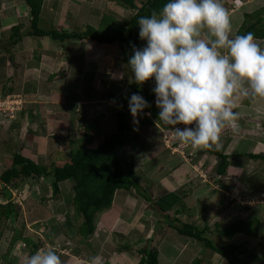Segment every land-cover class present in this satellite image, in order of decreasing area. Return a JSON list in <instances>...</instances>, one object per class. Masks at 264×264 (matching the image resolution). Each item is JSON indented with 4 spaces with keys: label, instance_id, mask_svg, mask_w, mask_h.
Wrapping results in <instances>:
<instances>
[{
    "label": "rangeland",
    "instance_id": "1",
    "mask_svg": "<svg viewBox=\"0 0 264 264\" xmlns=\"http://www.w3.org/2000/svg\"><path fill=\"white\" fill-rule=\"evenodd\" d=\"M221 2L230 17L232 37L236 36L238 28L243 23L244 14L264 5V0H243L240 4H236V0H221ZM43 8L44 18L49 20V17H53L47 25L51 26L54 20H58L56 26L59 25V28L69 26V21L72 23L74 20L71 21V19L74 18H77L75 19L78 20L77 22L81 21L84 24L86 20L97 24L102 14L111 10L122 19L130 15L129 10L109 3L108 0H45ZM28 15L29 7L24 0H0L1 80L6 73L9 74L12 71L9 69L11 67L10 56L4 53L5 50L12 52L16 48L17 53L22 46L18 44L11 48L12 42L9 38L12 26L22 23L25 29L28 25L26 22ZM200 38L206 41L209 39L206 30L201 31ZM256 43L259 46L263 45L261 47L264 49L263 41L259 40ZM24 46L25 48L17 53L16 62L22 64L25 60V66L30 69L35 79L24 77L21 84L22 88L30 85L32 90L18 91L11 96L0 94V177L11 166L12 155L16 149H19L23 155L50 167L57 160L59 150H61L56 149L49 154L50 141L57 138L69 140L67 137L70 136L72 140L78 136L77 131L84 127L86 120L99 119L101 137L115 132V112L120 109L122 101L130 95V89L124 81L129 66L120 64L118 61L120 55L118 43L99 45L87 42L77 45L70 62L66 60V65L63 64L67 66L65 69L67 73L61 72L63 66L59 68L53 65L55 62H58L56 64L62 62L61 42L49 38L39 40L28 37L24 40ZM58 50L60 52L56 53ZM36 51L41 53L42 59H35ZM68 65L79 67H70V70L73 69L70 73ZM80 66L83 68L80 76L83 77L84 82L78 81L75 77L77 72L74 70L79 69ZM48 71L61 72L60 76L56 74L57 77L51 83L52 86L48 83L46 85ZM2 84L0 83V89ZM143 86L147 87L149 84L144 83ZM40 89L49 94L38 91ZM51 90L53 91L50 93ZM111 92H116V97L105 99ZM96 96L99 101L102 100L100 104L96 102ZM39 97L41 102L38 103L36 101ZM34 103H37L34 112L43 114L35 123V130L46 132L43 137L34 136L29 132L30 120L27 115L30 111L27 112L28 114L22 113L25 105L32 108ZM86 104L88 107L85 108ZM233 105V111L238 114L235 121L236 128L233 129V133H231V127L223 130L218 148L228 153L248 151L263 153L264 99L251 100L239 96L234 98ZM99 110L105 112L106 116L103 120L98 118ZM146 116L151 118L148 113ZM241 118L250 122L247 130L241 129L239 124ZM178 127L186 126L181 124ZM160 129L164 132L160 133ZM232 134H237L239 140ZM178 143L172 126L167 129L158 121H154L141 128L140 135L136 139V149L133 152L136 162L135 170L137 173H142L141 190L116 193L113 206L99 215L98 233L91 240L92 249L81 244L83 252L80 253L82 254L76 255L78 258L72 262L69 261L68 264H90L94 257L98 258L97 264H137L138 255L131 252H113L111 246L125 243L124 240L127 243L131 242L135 248H158L160 264H193L196 259H201V264H264V161L254 162L247 157L233 158L227 178L223 181L217 177L213 181L216 157L205 154L206 157H201V161L204 159L203 167H201L198 162L193 161V158H197L195 151L199 149L193 148L187 154L188 145L180 144L179 146ZM169 148L172 149L170 155L167 152ZM68 152L64 154V158L67 157ZM124 154L129 156L125 152ZM173 154L175 156L179 154L184 162L169 174ZM238 163H241L242 167ZM50 184L48 179L33 180L19 189L12 190V197L19 207V213L15 222L10 220L7 226L0 225V264H9L4 255L11 260V264H27L30 253L34 250L33 246L24 247L23 240L16 242L12 247L11 240L14 237L15 228L24 237H29L36 243L43 242L44 248L38 251H46L49 248L62 249L64 243L72 244L78 224L72 221L74 217L73 181L69 179L62 182V193L58 196L53 195ZM167 190L172 192L174 190L180 194L186 192V196L178 206L183 211L182 214H178L175 209L171 212L172 215L181 217L182 221L201 226L214 225L215 221H219L222 227H226L235 219L249 221L254 217H259L262 221L260 234L254 239L237 234L232 240L217 235H208L217 246H227V244L237 246L232 254L231 262L229 258L222 257L223 253L212 252L206 248L204 243L181 235L167 226L170 220L156 210L151 202V199L154 200ZM246 206L251 208L247 209ZM160 219H163L161 224H159ZM69 221L73 226L70 230L66 226ZM58 226L64 228L65 234L55 238V242L49 241L48 234ZM122 234L125 235V239L121 236ZM77 239L80 237L77 236ZM245 240H248L246 244ZM217 255L221 256L220 259ZM261 256L263 259H259Z\"/></svg>",
    "mask_w": 264,
    "mask_h": 264
},
{
    "label": "trees",
    "instance_id": "2",
    "mask_svg": "<svg viewBox=\"0 0 264 264\" xmlns=\"http://www.w3.org/2000/svg\"><path fill=\"white\" fill-rule=\"evenodd\" d=\"M24 1L29 7V15L26 17L28 25L25 29L22 26V23L14 24L12 26V33L9 38L12 42L10 44L11 48L20 44L22 45L20 49L21 51L25 48L24 40L28 37L39 40L49 38L53 41L61 42V49L63 51L62 58L65 61L67 60L70 62L77 45L81 43L86 44L87 42H94L99 45L118 43L120 45V55L118 61L120 64H126L125 66L128 65L129 57L133 54V46L142 49L146 43L139 38V27L137 24L138 19L142 16H150L153 11L159 12L163 5L168 2V0H108L109 3H114L125 10H129L130 15L122 19L117 17V15H115L111 10L108 13L104 12L97 24L89 22V20H86L87 22L84 24L81 23V21L77 22L78 20H75L77 18H70L71 21L74 20L72 23L69 21L70 27L67 26L59 28V25L56 26L58 20H54V23L51 26L47 25L51 18L53 20V17H49V20L44 18L43 7L45 0ZM249 32L254 34L256 41H264V5L250 13L244 14V21L238 28L236 35H244ZM15 50L16 48H14L12 52H15ZM12 52L6 50L4 52L10 56L9 63L11 64V67L9 69H12V71L9 74L6 73L2 80L0 78V83H3L2 88L0 89V94L3 96L13 95L18 91L25 92L32 90L29 85L23 88L21 87L26 70L25 60L24 63L22 62V64H17L16 57L18 52ZM22 54L24 55V52ZM40 54V52L36 51L34 54L35 59H42ZM66 67L67 66H63V71H60L62 73H67V70H65ZM70 67L79 66L68 65V72L72 73L73 69L70 70ZM81 67L82 66H80L79 69L76 68L74 72H77L75 76L76 79L84 82L83 77L80 76L83 71V68ZM61 72L48 71L46 85L48 83L52 86L51 83L57 77L56 74L58 73L60 76ZM125 76L124 81L125 83L127 82V86L130 89V95L122 101L120 109H117V111L115 110V132L105 134L101 137L99 133L101 131L98 125L99 119L96 121L86 120L84 121V127L78 129V136L72 140H70L72 136L67 137L69 138L68 140L65 138H57L55 135V138L57 139L50 141L49 154L56 149H61L59 150L57 160L53 162L50 167L45 163L40 161L38 162L23 155L19 149H16L12 155L11 166L1 174L0 225L4 224L6 226L10 220L15 222L16 216L19 213V207L12 197V190L19 189L29 181H41L42 179H48L51 182L50 186L53 195L58 196L62 193L61 183L72 179V206L74 210V217L72 221L78 222V224L76 225L77 230H75L74 233L76 236L72 239V244L64 243L62 245V249H54L59 255L62 264H68L69 261L72 262L78 258L76 255L82 254L80 253L81 251L83 252L81 244L87 245L92 249L91 240L95 234L98 233L99 215L113 206L116 193L118 191L131 192L133 190L139 191L142 188V173H137L135 170L136 162L133 152L136 149V139L140 135L141 128L145 124L158 121V113L160 110L154 103L156 98L153 92V88L155 87L154 78L146 82L149 84V86L146 87L143 85H137L134 82L133 74L131 73L130 68L127 73H125ZM38 91L47 95L49 94V92L46 93L43 89ZM52 91L53 90H51L50 93ZM134 93L142 95L151 105L150 108L145 109V112L138 117V124L133 123V117L128 107V98H130V96ZM116 95V92H111L105 99L115 98ZM95 98L97 100L96 102H99V104L102 102V100H98L97 96ZM36 106L37 103H34L33 106H31L32 108H28L27 105H25L22 110L23 114L30 111L29 114L27 113V117L30 120L29 132H31L34 136L41 134L35 130V123L38 118L43 115L36 114L34 112ZM86 107H88L87 104L85 105V108ZM146 113H150L151 118H147ZM105 116V112L100 111L98 118L103 120ZM158 122L161 126H165L169 129L170 126H166L160 121ZM239 124L241 125V129L247 130L250 122L241 118ZM13 126H15V124H13ZM232 131L233 129H231V133H233ZM162 132H164V130L160 131V133ZM236 137L239 140L237 134ZM178 144L180 146L181 143L179 142ZM175 146H177V144H175ZM198 149V151L194 150L197 153V158H193V161L195 163L198 162L201 167H203L202 163H204V159L201 161L202 156L210 154L216 157L217 161L216 164H214L213 181L216 180L217 177L219 180L223 181L227 178L228 169L233 164V158L238 159L247 157L250 161L254 162L260 160L264 161V152L254 153L248 151L245 153H228L222 151L218 147H201ZM170 150L172 149L167 150L169 153H167L168 155L172 152ZM192 150L193 148L188 145L186 153L188 154ZM67 152L68 155L64 158L63 156ZM124 152L129 156H125ZM179 158H181L179 154L177 156L173 154V162L170 164L169 174L183 164L184 159ZM238 164L242 167L241 163ZM185 196L186 192L180 194L174 190L173 192L167 190L164 194L156 197L154 200L150 197L149 198L151 199L154 207H156V210H159L164 216H167L168 220H170V222L167 223L169 225L166 224L167 226L178 231L181 235L197 239L201 243H204L206 248L212 252L219 254L223 253L224 255L222 257L229 258L232 262V254H234L237 246L234 244L217 246L209 236L217 235L222 238L226 237L229 240H232L237 234H241L249 239H254L259 236L262 222L259 217H254L249 221L244 219H235L226 227H222V224L219 221H215L214 225L205 226L188 221H182L181 217L179 218L174 216L171 212L175 209L178 214H182L183 211L179 209L178 206L183 201V197ZM246 208L250 209L251 207L246 206ZM162 221L163 219H160L159 224H161ZM70 223L71 221H69L68 225H66L68 230L73 227ZM63 229L64 228L60 226L53 229V231H51V233L47 236L48 240L55 242V238L65 234ZM14 230L15 234L11 240L12 247L16 242L23 240L24 247H34V250L30 253L31 255L39 249L44 248V244H42L43 242L36 243L33 239L19 234L17 228ZM67 234L70 236L69 232ZM77 236H79L80 239H77ZM121 236H123V239L126 238L124 234ZM124 241L125 243L109 246L113 247V252H131L138 255L139 261L137 264H160V252L158 248H135L131 242L127 243L126 240ZM247 242L248 240L244 241L245 244ZM228 248L230 252H228ZM245 251L246 250H244V252ZM8 252H10V250H8ZM6 256L7 255H4V258L9 264H11V260L6 258ZM217 256L220 259L221 256ZM260 258L263 259L262 256L259 257V259ZM193 264H201V259H196Z\"/></svg>",
    "mask_w": 264,
    "mask_h": 264
},
{
    "label": "clouds",
    "instance_id": "3",
    "mask_svg": "<svg viewBox=\"0 0 264 264\" xmlns=\"http://www.w3.org/2000/svg\"><path fill=\"white\" fill-rule=\"evenodd\" d=\"M137 24L139 38L146 43L142 49L133 46L128 60L134 82L142 86L154 78L158 121L172 126L181 144L218 147L223 130L236 128L234 98L264 99V49L251 32L231 36L230 17L221 0H168ZM202 30L207 41L200 38ZM128 107L138 124L151 105L134 93ZM181 124L186 127H178ZM97 260L92 258L90 264ZM27 264L62 261L49 248L32 254Z\"/></svg>",
    "mask_w": 264,
    "mask_h": 264
},
{
    "label": "crops",
    "instance_id": "4",
    "mask_svg": "<svg viewBox=\"0 0 264 264\" xmlns=\"http://www.w3.org/2000/svg\"><path fill=\"white\" fill-rule=\"evenodd\" d=\"M262 42V41H261ZM264 43V42H263ZM260 44H262V43H260ZM261 46H263V45H261ZM260 46V47H261ZM262 48V47H261ZM58 52H60V50H58V51H56V53H58ZM61 56H62V53H61ZM61 62V61H60ZM56 63H58V62H55L53 65H56V66H59V68L61 67V66H63V64H65L66 63V61L64 60V59H62V62L60 63V64H56ZM66 65V64H65ZM89 67H91V66H89ZM53 68V67H52ZM30 69L28 68V67H26V70H25V74H24V77H27V78H30V79H35L34 78V75H31L32 74V72L31 71H29ZM85 70V69H84ZM27 82V81H26ZM27 85H25V87H26ZM30 86V85H29ZM32 88V87H31ZM32 94H34V93H32ZM32 96H34V95H32ZM37 96V95H36ZM38 99V98H37ZM36 102H41V99H40V97H39V100H37ZM41 134H38L39 136H44V135H46V132H40ZM48 133V132H47Z\"/></svg>",
    "mask_w": 264,
    "mask_h": 264
},
{
    "label": "built area",
    "instance_id": "5",
    "mask_svg": "<svg viewBox=\"0 0 264 264\" xmlns=\"http://www.w3.org/2000/svg\"><path fill=\"white\" fill-rule=\"evenodd\" d=\"M241 2H243V0H236V4H240ZM0 102H1V100H0Z\"/></svg>",
    "mask_w": 264,
    "mask_h": 264
}]
</instances>
